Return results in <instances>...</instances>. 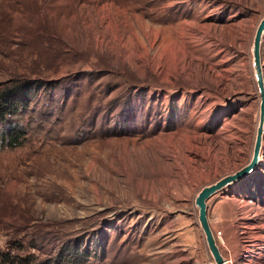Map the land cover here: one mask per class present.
I'll use <instances>...</instances> for the list:
<instances>
[{
	"label": "rangeland",
	"instance_id": "rangeland-1",
	"mask_svg": "<svg viewBox=\"0 0 264 264\" xmlns=\"http://www.w3.org/2000/svg\"><path fill=\"white\" fill-rule=\"evenodd\" d=\"M263 17L264 0H0V82L35 86L26 141L0 148V254L215 264L195 199L251 160ZM208 204L227 263L264 264V141Z\"/></svg>",
	"mask_w": 264,
	"mask_h": 264
},
{
	"label": "water",
	"instance_id": "water-1",
	"mask_svg": "<svg viewBox=\"0 0 264 264\" xmlns=\"http://www.w3.org/2000/svg\"><path fill=\"white\" fill-rule=\"evenodd\" d=\"M264 39V17L261 19L253 41L252 51H253V67L255 70V77L258 85V90L260 94V114L259 122L257 127V133L253 148V154L249 163L244 165L242 168L236 170L233 173H229L214 183L206 185L198 193L195 204L199 209V225L204 233L205 240L209 251L211 252L215 264H228L227 260L223 256L220 246L217 242L216 236L212 229L210 218H209V204L208 201L211 197L219 192L227 189L231 185L241 181L245 177L254 171L260 161L261 152L263 149L264 141V66L262 62V43Z\"/></svg>",
	"mask_w": 264,
	"mask_h": 264
},
{
	"label": "trees",
	"instance_id": "trees-1",
	"mask_svg": "<svg viewBox=\"0 0 264 264\" xmlns=\"http://www.w3.org/2000/svg\"><path fill=\"white\" fill-rule=\"evenodd\" d=\"M34 87L32 81L25 79L0 82V148L18 147L26 141V129L16 123L23 119ZM0 264H50V260L32 254H13L9 250L0 254Z\"/></svg>",
	"mask_w": 264,
	"mask_h": 264
},
{
	"label": "bare ground",
	"instance_id": "bare-ground-1",
	"mask_svg": "<svg viewBox=\"0 0 264 264\" xmlns=\"http://www.w3.org/2000/svg\"><path fill=\"white\" fill-rule=\"evenodd\" d=\"M263 150V149H262ZM262 153V152H261ZM251 201H249V203H250ZM247 221V220H246ZM248 224V223H247ZM256 226H257V224H256V222H254V223H251V224H249V225H246L244 228H243V232H245V233H247L248 235L249 234H252V233H254L257 229H256ZM258 227V226H257ZM253 235V234H252ZM246 237V236H245ZM250 237V236H249ZM254 237V236H253ZM255 238V237H254ZM258 241H264V235H262V236H260V238L259 239H255V240H253L252 242H253V244L251 245V246H258V244L256 243V242H258ZM259 244H260V242H258ZM246 251H248L249 252V248L246 250ZM252 251V250H251ZM246 263H248V262H246ZM244 264H245V262H244Z\"/></svg>",
	"mask_w": 264,
	"mask_h": 264
}]
</instances>
